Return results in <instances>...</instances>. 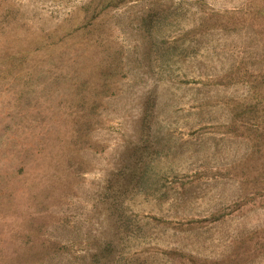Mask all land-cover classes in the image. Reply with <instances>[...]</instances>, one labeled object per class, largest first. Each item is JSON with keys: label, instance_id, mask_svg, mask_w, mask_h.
<instances>
[{"label": "rangeland", "instance_id": "374dc122", "mask_svg": "<svg viewBox=\"0 0 264 264\" xmlns=\"http://www.w3.org/2000/svg\"><path fill=\"white\" fill-rule=\"evenodd\" d=\"M0 264H264V0H0Z\"/></svg>", "mask_w": 264, "mask_h": 264}]
</instances>
